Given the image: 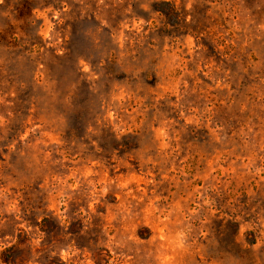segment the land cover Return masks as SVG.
<instances>
[{
	"label": "rangeland",
	"instance_id": "374dc122",
	"mask_svg": "<svg viewBox=\"0 0 264 264\" xmlns=\"http://www.w3.org/2000/svg\"><path fill=\"white\" fill-rule=\"evenodd\" d=\"M0 264H264V0H0Z\"/></svg>",
	"mask_w": 264,
	"mask_h": 264
},
{
	"label": "trees",
	"instance_id": "16d2710c",
	"mask_svg": "<svg viewBox=\"0 0 264 264\" xmlns=\"http://www.w3.org/2000/svg\"><path fill=\"white\" fill-rule=\"evenodd\" d=\"M159 10V9H158ZM4 261H7V259H5Z\"/></svg>",
	"mask_w": 264,
	"mask_h": 264
}]
</instances>
